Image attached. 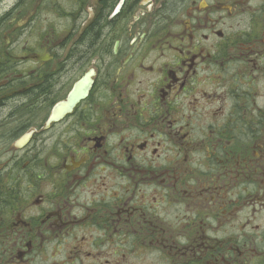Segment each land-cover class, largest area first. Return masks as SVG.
<instances>
[{"label":"flooded vegetation","instance_id":"1","mask_svg":"<svg viewBox=\"0 0 264 264\" xmlns=\"http://www.w3.org/2000/svg\"><path fill=\"white\" fill-rule=\"evenodd\" d=\"M0 264H264V0H0Z\"/></svg>","mask_w":264,"mask_h":264}]
</instances>
